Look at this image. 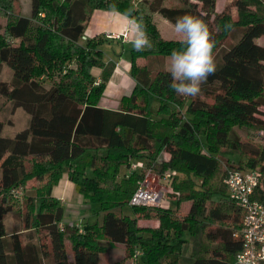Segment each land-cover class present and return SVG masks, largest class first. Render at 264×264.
Wrapping results in <instances>:
<instances>
[{"label":"trees","instance_id":"obj_1","mask_svg":"<svg viewBox=\"0 0 264 264\" xmlns=\"http://www.w3.org/2000/svg\"><path fill=\"white\" fill-rule=\"evenodd\" d=\"M167 1L31 0L24 18L15 13L19 0H0V71L5 66L12 73L9 83L0 81V97L30 116L14 138L1 136L6 123L0 120V264H70L69 252L73 264H100V255L115 245L127 259L139 253L133 264L235 263L244 212L228 198V172H257L252 199L264 203V146L247 148L231 138L237 127L264 133V0H234L236 21L227 11L217 13L216 0ZM111 4L121 13L134 9L152 44L129 51L135 86L116 110L99 106L115 69V62L103 60L105 39L84 38L92 14L111 12ZM155 14L172 26L179 16L196 15L214 31L217 71L199 96H178L168 71L149 68L154 57L182 48L161 36ZM139 59L150 62L140 66ZM94 69L101 70L99 78ZM137 159H145L143 169L130 171ZM148 171L176 173L169 181L172 207L129 204ZM64 176L84 201L98 205L100 222H65L52 197ZM31 181L38 186L23 195L17 211L23 226L7 233L13 191ZM182 204L189 210L179 219L175 210ZM125 208L131 216L116 213ZM138 220L158 225L140 227Z\"/></svg>","mask_w":264,"mask_h":264},{"label":"rangeland","instance_id":"obj_2","mask_svg":"<svg viewBox=\"0 0 264 264\" xmlns=\"http://www.w3.org/2000/svg\"><path fill=\"white\" fill-rule=\"evenodd\" d=\"M234 0H216V11L217 13H221L223 11H227L232 20L236 21L237 11L236 8L233 6ZM167 5H178L176 0H168ZM15 13L17 15H20L24 18H29L31 14V0H19L18 4L15 7ZM154 22L156 24L157 29L160 31L162 37L166 40H178L175 36V33L173 31V26L164 20L160 15H156L154 18ZM5 25V19L0 18V27H4ZM118 41V40H117ZM114 47H118L116 43L114 42H108L104 41L103 44L100 46V50L103 52V60L104 62H108L109 60L115 61V56L113 54ZM126 51H130L133 49L132 45L125 46ZM152 59V58H151ZM169 57H154L153 60H151L152 64L149 68H151L153 71H156L158 67H161L162 69L166 70L168 65ZM140 64V63H139ZM167 71V70H166ZM12 78V73L7 67H3L0 71V81L9 83ZM105 103V102H104ZM102 102V104H104ZM262 111H264V108H261ZM30 116L22 109V108H13V105L11 102L7 101L6 99L0 97V120L5 122L6 124L3 127V131L1 136L5 138H14L15 135L22 130H24L29 123ZM11 122V124L8 123ZM231 138L233 140L240 141L242 145L249 148H255V147H262L264 146V133H261L259 131L246 129V128H233L231 132ZM225 156L232 161L236 162L239 160L240 156L238 153H228L223 152ZM223 154V155H224ZM160 159H167L166 155L161 154ZM145 163V159H137V160H131V164L137 165V171H140L143 169ZM227 167L223 165L221 176L224 175V172L226 171ZM124 172V171H123ZM123 172L120 173V177L123 176ZM168 173V172H166ZM177 177H180L179 174H177ZM224 178V177H223ZM60 185V186H59ZM62 184H58L55 186L52 190L53 194H56V192L59 190V187H61ZM142 185L145 189H151L153 191L163 192L164 194V200L165 208L172 207V203H174V196L172 195V190L170 188V183L164 180L163 177H159L157 174L153 172H147L145 178L143 179ZM139 185V186H140ZM38 184L35 181H31L27 184L26 188L24 189L23 195L27 196L30 194H33L34 190L33 188L37 187ZM72 189V190H71ZM71 192H68L64 195V197L59 200H62L63 203L65 201V204L63 206L64 210V218H77L78 221L80 220H89V222H100L102 218V214L98 213V205L91 202H86L83 200V198L75 191L74 185H71L70 188ZM176 199V198H175ZM23 198L16 199L13 201V211L5 218V225H6V232L11 233L16 228L23 226L21 218L17 214V211H21L22 213V206H23ZM189 210V204H182L178 209H176L175 213L178 215L177 217L179 219H182L185 217ZM70 211V212H69ZM20 213V212H19ZM117 214H127L130 215L129 209L125 208L122 211L116 210ZM131 216V215H130ZM76 219V220H77ZM151 221V222H150ZM156 222L155 220H149V223L147 226H153V223ZM144 224V225H146ZM112 252V251H108ZM108 252H105L100 255L99 262L100 264H108L111 262L109 258ZM112 257L114 260H120L121 253L124 252V248L119 247L115 248L112 252ZM136 254V253H135ZM134 254V257L132 256L131 259L126 260L127 264H133L134 260L136 259ZM126 255V253H125ZM127 257V255H126ZM125 257V259H127ZM109 259V260H108ZM122 264V263H120ZM124 264V263H123Z\"/></svg>","mask_w":264,"mask_h":264},{"label":"clouds","instance_id":"obj_3","mask_svg":"<svg viewBox=\"0 0 264 264\" xmlns=\"http://www.w3.org/2000/svg\"><path fill=\"white\" fill-rule=\"evenodd\" d=\"M109 11L128 20L132 34L129 43L134 50L139 52L151 48L143 18L134 15V9L121 13L115 4H111ZM231 29V24L224 25V30ZM173 31L182 48L173 49L169 57L166 69L172 77L169 87L180 97L195 98L201 94L202 85L209 76L217 71L214 31L204 19L192 14L177 17Z\"/></svg>","mask_w":264,"mask_h":264},{"label":"built area","instance_id":"obj_4","mask_svg":"<svg viewBox=\"0 0 264 264\" xmlns=\"http://www.w3.org/2000/svg\"><path fill=\"white\" fill-rule=\"evenodd\" d=\"M106 37L110 40L128 42L130 30L107 34ZM130 171H137V165L131 164ZM175 175V172L165 173L164 180L169 182ZM258 183L259 174L257 172L230 171L224 180L228 198L244 212L242 230L235 236L241 239L242 250L236 256L234 264H264V203L252 199ZM23 193V189L18 188L13 191V196L20 199L23 197ZM129 204L135 207L165 208L164 194L145 189L140 185ZM70 225L75 224L70 223ZM59 227L62 229V225ZM138 256L137 252L135 257Z\"/></svg>","mask_w":264,"mask_h":264},{"label":"crops","instance_id":"obj_5","mask_svg":"<svg viewBox=\"0 0 264 264\" xmlns=\"http://www.w3.org/2000/svg\"><path fill=\"white\" fill-rule=\"evenodd\" d=\"M157 14H155L153 16V22H154V18ZM155 24V22H154ZM156 26V24H155ZM130 30V26H129V22L128 20L122 16V15H116L114 13L111 12H103V11H95L91 18L90 21L88 23L86 32H85V38L88 39H92V38H103L105 39V41H110V42H114L117 44L118 47H114L115 49L113 50V54L115 56V61L113 60H109L112 62H115V69L114 72L109 80V82L107 83V86L105 88V91L102 95V98L99 102V106L102 108H106V109H111V110H116L119 108V104H120V100L122 97L124 96H128L130 95V93L132 92L134 86H135V82L133 81V79L130 76V55H129V51H126V47L127 45H131L128 42H121V41H117V40H110L106 37L107 34H111V33H120L124 30ZM159 31V30H158ZM160 32V31H159ZM161 34V33H160ZM131 31H130V39H131ZM162 36V35H161ZM133 50V49H131ZM150 59V58H149ZM151 60V59H150ZM149 61L147 59H139L137 60V64L140 66L145 65V63ZM140 63V64H139ZM101 74V70L99 69H94L93 70V75L96 78H99ZM102 102L104 104H102ZM59 184H62L61 187H59V190L56 192V194H53L52 192V197H54L55 199L59 200V198H63L65 194H67L68 192H71L70 188L71 185H73L71 182H69V180L67 179L66 176H64L62 178V180L59 182ZM60 186V185H59ZM60 205L63 207L65 204V201L63 203L62 200H59ZM70 212V211H69ZM77 218H64L65 222L67 223H73L75 225H82V224H93L95 222H89V220H82V222ZM98 222V221H96ZM149 223V220H138V225L140 227H156L157 224H153V226H147V224ZM151 222V221H150ZM153 223H157L154 222ZM146 224V225H144ZM119 248L122 247L124 248L122 245H115L114 247H109L106 252H108L109 250L113 252V250H115V248ZM112 252H108L110 253L108 256L111 260L110 263L108 264H120V263H124L127 264L128 262L125 259L126 255L125 253H121V258L120 260H114L112 257ZM125 252V249H124ZM109 260V259H108ZM68 261L70 264H73V257L72 254L69 252L68 253ZM106 264V263H105Z\"/></svg>","mask_w":264,"mask_h":264}]
</instances>
